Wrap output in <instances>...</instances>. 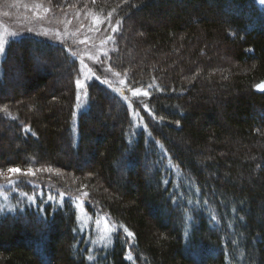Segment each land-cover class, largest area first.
Wrapping results in <instances>:
<instances>
[{
  "label": "trees",
  "instance_id": "trees-1",
  "mask_svg": "<svg viewBox=\"0 0 264 264\" xmlns=\"http://www.w3.org/2000/svg\"><path fill=\"white\" fill-rule=\"evenodd\" d=\"M51 2L119 21L105 65L149 93L139 100L151 115L95 79L80 106L76 56L34 36L9 41L0 168L59 175L17 176L15 189L0 176V264H264V10L255 0ZM47 195L56 200L41 203Z\"/></svg>",
  "mask_w": 264,
  "mask_h": 264
},
{
  "label": "rangeland",
  "instance_id": "rangeland-1",
  "mask_svg": "<svg viewBox=\"0 0 264 264\" xmlns=\"http://www.w3.org/2000/svg\"><path fill=\"white\" fill-rule=\"evenodd\" d=\"M64 1L67 2V0ZM257 6L259 9L264 10V6L258 4ZM109 20L112 22L111 28L108 27ZM113 28H118L117 20H115L113 16L102 17L93 11L82 10L74 5L57 8L51 0H0V44H2L4 48L9 41L24 36H34L61 45L71 53H75L79 62L81 60L83 61V63H81L84 70L82 81L85 83V87L88 81L94 79V74L100 75L101 77L103 76V79H108V83H112L116 86L119 93L122 92L121 94L124 95L127 101L135 104L143 96V91L140 89L132 91L126 89V83L122 78L114 75L112 71H104L108 69L105 65V53L109 57L114 51L112 43L114 40L113 36L117 30L113 31ZM224 52H227L226 48H224ZM1 56L2 54H0V57ZM100 61H104L103 65L100 64ZM221 61L227 62L226 57L224 58L222 56ZM33 62L40 64L37 60ZM89 69L92 71H89ZM22 80L20 76L12 78V82L15 83ZM64 82L65 77L61 76L53 81L52 86L59 89L63 86ZM85 87L79 89L80 106L85 103ZM256 90L258 92H264L258 90L257 87ZM133 91H137L138 95H133ZM20 97L23 102L29 99V95H26L22 88ZM29 104L32 106L33 102L31 101ZM2 146L3 143L0 142V148ZM63 152L65 153L66 151ZM87 167H89V165L85 164L84 168ZM38 169L40 168H33L36 174L41 172ZM27 170L28 169L25 171ZM44 172L47 173L48 171L44 170ZM51 172H53L52 176L45 175L46 177L42 178L50 177L55 179V176L59 175L54 171ZM58 173H60V171H58ZM41 174L42 173H39L38 176ZM7 176H11L12 178L18 176L25 181L35 182L39 180L36 178L37 175H35L36 177H24L19 174L8 173L7 171H5L4 176L1 177L6 179ZM72 186H76V184L74 183ZM78 195H75L77 199L82 203H88L87 198ZM84 214L85 211L82 213L83 218ZM99 217L101 221L99 219L94 221V225L98 228L96 230V232L98 231V242H102L103 245L109 246L111 244L112 225L110 222H107L100 213ZM86 218L88 217L86 216ZM97 220L99 221L98 225L96 223Z\"/></svg>",
  "mask_w": 264,
  "mask_h": 264
},
{
  "label": "snow or ice",
  "instance_id": "snow-or-ice-1",
  "mask_svg": "<svg viewBox=\"0 0 264 264\" xmlns=\"http://www.w3.org/2000/svg\"><path fill=\"white\" fill-rule=\"evenodd\" d=\"M255 3L258 4V5H260V6H264V0H255ZM118 24H119V21H117V25ZM108 27H110V28L112 27L111 20H109ZM116 30H117L116 28H113V31H116ZM13 35H15V34H13ZM4 53H5V49H4L3 45L0 44V54H4ZM70 55L73 56V57H75V53H71ZM105 58L106 59H109V57L107 56L106 53H105ZM80 63H83V61L81 60ZM103 63H104V61H100V64L101 65H103ZM89 71H92V70L89 69ZM104 71H111V68H108V69H106ZM114 75L119 76L120 73L119 72H116V73H114ZM94 79L96 81H98L100 84H104V85H107L108 84V79L107 78L101 79V76L100 75H95L94 74ZM75 84H76L77 89H83L85 87V83L82 80H80V79H76ZM147 87L151 88V87H153V85L149 84V85H147ZM257 88H258V90L264 91V83H261V84L257 85ZM129 90L132 91L131 89H129ZM133 95H138V92L137 91H133ZM143 96L144 97H148L149 96V93L147 91H144L143 92ZM77 100H79V95H77ZM137 103L138 104H142L143 105V108L145 109V111H149V114L151 115V112L148 109V105H147L146 102L138 100ZM77 107H79V105H77ZM0 111H3L5 113H7L8 112V109H7V107H4L3 109H0ZM160 119L163 120V117H160ZM143 127L146 128L147 125H144ZM26 131H30V129H27ZM38 170H40V171L46 170L48 172H51L52 171V169L50 167L49 168H46V169L41 168V169H38ZM7 172L8 173H11V174H19V175L24 176V177H34L36 175V171H34L33 168H31V167H29L27 171H23V172H22V170L19 167H9V168H7ZM0 176H4V171H3L2 168H0ZM6 179H7V182H8V186L13 187V189L19 188L22 183H25L24 181H14L11 176H7ZM37 187H38L37 185H33V188L34 189H36ZM83 187H87V185H83ZM21 195L23 197H26L27 198V203H28L29 206H31L32 204H35L36 203V198L35 197H32V196H29L26 192L21 193ZM60 195L63 196L64 194L63 193H60ZM88 195H89L88 192H83L82 193V196L85 197V198H87ZM45 199L47 201H50L51 202V201H55L56 200V197L53 196V195H47L46 197H42L41 198V203H43ZM0 211H3V210L0 209ZM10 211H15V209H10ZM21 211H22V209H21ZM94 215H97L98 216L99 213H95ZM41 219L43 220L44 218L41 217ZM104 219L107 220V217L105 216ZM96 223L98 225L99 224V221L97 220ZM120 227L122 228L123 233H126L128 237H132L133 236V233L130 232V231H128L127 228H124L122 225ZM127 258L129 260L132 259V257L130 255Z\"/></svg>",
  "mask_w": 264,
  "mask_h": 264
}]
</instances>
